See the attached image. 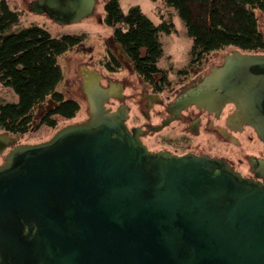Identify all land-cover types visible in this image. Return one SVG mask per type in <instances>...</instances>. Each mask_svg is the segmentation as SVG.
<instances>
[{
	"label": "water",
	"instance_id": "obj_1",
	"mask_svg": "<svg viewBox=\"0 0 264 264\" xmlns=\"http://www.w3.org/2000/svg\"><path fill=\"white\" fill-rule=\"evenodd\" d=\"M101 3L28 4L62 26L102 23ZM86 65L75 70L86 120L36 144L0 133V156L9 149L0 165V264H264V182L219 158L150 151L141 129L126 124L129 107L106 106L114 97L101 85L107 77ZM227 102L264 144V54L234 49L171 111ZM252 165L264 179V161Z\"/></svg>",
	"mask_w": 264,
	"mask_h": 264
},
{
	"label": "trees",
	"instance_id": "obj_2",
	"mask_svg": "<svg viewBox=\"0 0 264 264\" xmlns=\"http://www.w3.org/2000/svg\"><path fill=\"white\" fill-rule=\"evenodd\" d=\"M104 1V24L112 29L118 45L135 74L152 83L160 72L163 56L160 34L174 33L173 23L155 24L140 9L124 13L120 0ZM174 9L186 35L195 47L206 51L231 47L242 52L264 50V34L259 29L257 12L264 11V0H152ZM22 12L0 0V85L17 95L16 102L0 100V128L11 135L27 134L33 125L35 109L47 102L53 106L39 119L40 125L55 128V116L73 118L80 110L75 99L64 97L60 58L84 41V35L65 34L53 37L46 29L30 25L17 31ZM103 67L109 72L121 70V62L108 49Z\"/></svg>",
	"mask_w": 264,
	"mask_h": 264
},
{
	"label": "rangeland",
	"instance_id": "obj_3",
	"mask_svg": "<svg viewBox=\"0 0 264 264\" xmlns=\"http://www.w3.org/2000/svg\"><path fill=\"white\" fill-rule=\"evenodd\" d=\"M12 9L22 12V16L18 24L13 25L10 31H17L20 28L28 27L30 25H36L46 29L53 37H58L65 34H78L84 35V41L77 46L73 51L63 55L60 58V64L63 69L64 80L60 85V91L64 97L68 99H75L79 105V112L69 119H65L61 116H55L57 125L55 128L47 125H40L39 119L41 116L49 110L54 104L47 102L44 105L38 106L33 113V125L31 130L27 134L17 135L18 144H36L49 140L60 128L84 121L88 118V104L87 100L82 96L80 90L77 88V82L75 80V70H77V63H90L92 65H86L91 70L95 69L98 74L107 78L122 80L124 77H128L129 83L126 86L133 85L139 89V85L136 80L139 78L133 71L129 59L125 56L122 49L114 43L112 36V29L104 24V1L100 5V9L97 13H102V23L97 21L95 17H89L81 20L80 22L68 25H59L51 20L46 14H36L29 11V4L33 0H6ZM139 6L141 11L150 18L155 24L165 20L173 23L175 26V32L167 35L160 34V41L163 45V56L158 63V67L161 75L167 76L169 81L175 82L182 76L186 81L198 74H202L209 66L211 62L218 59L224 54H230L234 48L223 47L218 50L206 51L202 48L195 47L193 41L187 37L185 27L178 17L174 9L167 7L160 1L152 0H120V7L124 13H127L131 7ZM259 29L264 34V11L257 12ZM110 49L114 55L121 62V70L116 73H109L103 67V59L106 56L107 50ZM264 54V50L256 52ZM83 74L84 71H81ZM107 78H101V85H106ZM140 79V78H139ZM105 87V86H103ZM176 88V87H175ZM131 87L125 89V93L129 96L128 102L130 106V112H128L134 123H140L139 117L140 108L135 102V98L131 96ZM139 98H136V100ZM0 100L7 102H16L17 95L10 88H5L0 85ZM156 122V120L154 121ZM175 126L168 127L161 132H156L152 137L157 141H162L165 137L178 138V128ZM3 130L0 128V133ZM199 138V137H198ZM195 141H205L206 138H199ZM247 140V137H246ZM8 152V151H7ZM5 152L0 156V165L3 163Z\"/></svg>",
	"mask_w": 264,
	"mask_h": 264
},
{
	"label": "flooded vegetation",
	"instance_id": "obj_4",
	"mask_svg": "<svg viewBox=\"0 0 264 264\" xmlns=\"http://www.w3.org/2000/svg\"><path fill=\"white\" fill-rule=\"evenodd\" d=\"M226 55L228 54L215 59L202 74L187 81L185 77L187 75H185L171 82L167 76L164 77L159 72L152 83H145L138 78L136 82L139 89H137L135 83L126 86L125 81L116 82L109 78L103 86L113 87L114 97L108 101L106 106L114 110L120 105L129 104L125 89L131 87V96L135 98L141 116L139 117L140 123H134L133 119L128 117L126 124L130 129L134 127L141 129L140 139L150 151H169L175 155L192 153L196 156L219 158L244 178L264 182V179L256 176L252 165L253 160L264 161V144L258 139L254 129L242 120L235 104L227 102L219 110L213 111L199 108L196 105H188L179 111H171L173 110L171 105L176 98L195 86L200 79L210 73L211 69L221 66ZM183 77L186 79L184 80ZM127 106L130 110V106ZM164 122H168V125L158 131L147 132V126L158 127ZM172 126H175L174 129H179L177 130L178 138L168 136L162 141H157L152 137L156 132ZM198 137L206 139L202 142L195 141Z\"/></svg>",
	"mask_w": 264,
	"mask_h": 264
}]
</instances>
